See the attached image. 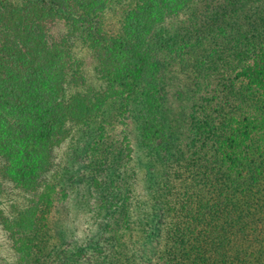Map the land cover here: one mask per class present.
Segmentation results:
<instances>
[{"label": "trees", "instance_id": "obj_1", "mask_svg": "<svg viewBox=\"0 0 264 264\" xmlns=\"http://www.w3.org/2000/svg\"><path fill=\"white\" fill-rule=\"evenodd\" d=\"M0 226L15 264H264V0H0Z\"/></svg>", "mask_w": 264, "mask_h": 264}, {"label": "rangeland", "instance_id": "obj_2", "mask_svg": "<svg viewBox=\"0 0 264 264\" xmlns=\"http://www.w3.org/2000/svg\"><path fill=\"white\" fill-rule=\"evenodd\" d=\"M108 22L111 25V27H113V29H116L119 27V17H120V13H116L115 11H109V15H108ZM52 31L54 32V34L56 36L59 35H65L68 34L69 32V27L66 26L64 23L62 22H57L55 24L52 25ZM74 51H76L77 56H79L81 59H84L85 61V74L87 75L89 80H92L90 78L93 79H97V75L95 73V65H96V61H95V57L93 55V53L88 50L85 46H82V44H78L77 46L74 47ZM179 73H176L175 75L177 76ZM90 77V78H89ZM131 136L133 137V143L135 145L136 148H139V139L136 135L135 132V127L132 125L131 126ZM73 141L72 140H68L65 143H63L62 146L58 147L56 149V155L57 158H62L64 155L66 156V154L69 151V148H74L72 147L73 145H71ZM74 143V142H73ZM85 155V152H83ZM67 158V156H66ZM86 159H84L85 161ZM70 168H72L74 170V166L72 165ZM80 168V167H79ZM7 193L5 195V197L3 198V206H5L7 208V210H11L12 209V204L13 203H18V204H23L25 202V193L21 192L18 188L14 187L11 183L8 184L7 186ZM76 192H74L71 196L72 199L76 200ZM69 199V198H68ZM66 200L64 198H62L63 202V206L68 207L69 205H71L72 200ZM71 201V202H70ZM74 202V201H73ZM86 213L79 215V219L77 221V225L81 228V229H86L87 225L85 222V218H86ZM72 217H74L73 212L72 213H68V219L71 220ZM80 234H83V231L80 230ZM85 234V233H84ZM73 239V238H72ZM70 239V240H72ZM17 260V254L16 251L14 250L13 246H12V240L9 237L8 233H6V231L3 230L2 226H0V264H5V263H11V264H15Z\"/></svg>", "mask_w": 264, "mask_h": 264}]
</instances>
